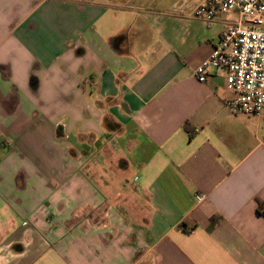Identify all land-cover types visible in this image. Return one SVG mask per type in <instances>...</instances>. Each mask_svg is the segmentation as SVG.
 Wrapping results in <instances>:
<instances>
[{"label":"crops","instance_id":"crops-1","mask_svg":"<svg viewBox=\"0 0 264 264\" xmlns=\"http://www.w3.org/2000/svg\"><path fill=\"white\" fill-rule=\"evenodd\" d=\"M203 1L0 0V264H264V118L196 77L239 19Z\"/></svg>","mask_w":264,"mask_h":264},{"label":"built area","instance_id":"built-area-1","mask_svg":"<svg viewBox=\"0 0 264 264\" xmlns=\"http://www.w3.org/2000/svg\"><path fill=\"white\" fill-rule=\"evenodd\" d=\"M225 13H237L239 19L226 25L195 75L203 82L212 69H224L228 108L235 114L264 118V0H204L192 11L193 17L209 23ZM196 198L201 202L206 195L198 193Z\"/></svg>","mask_w":264,"mask_h":264},{"label":"trees","instance_id":"trees-1","mask_svg":"<svg viewBox=\"0 0 264 264\" xmlns=\"http://www.w3.org/2000/svg\"><path fill=\"white\" fill-rule=\"evenodd\" d=\"M186 128L188 129L189 133H190V137L194 136V130L192 129V127L189 124H186ZM212 222H215V218H212Z\"/></svg>","mask_w":264,"mask_h":264},{"label":"rangeland","instance_id":"rangeland-1","mask_svg":"<svg viewBox=\"0 0 264 264\" xmlns=\"http://www.w3.org/2000/svg\"><path fill=\"white\" fill-rule=\"evenodd\" d=\"M139 255H140V254H139ZM139 255H138V256H139ZM149 262H150V261H148V260L146 261L145 259H143V260H141V261L139 262V264H150Z\"/></svg>","mask_w":264,"mask_h":264}]
</instances>
